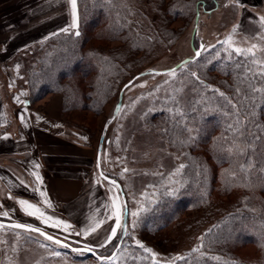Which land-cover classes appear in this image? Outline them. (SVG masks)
<instances>
[{
	"label": "trees",
	"instance_id": "16d2710c",
	"mask_svg": "<svg viewBox=\"0 0 264 264\" xmlns=\"http://www.w3.org/2000/svg\"><path fill=\"white\" fill-rule=\"evenodd\" d=\"M125 1L77 0L78 27L36 45L26 55L28 103L35 105L47 97L61 95L63 119L85 132L90 141L95 134V117L102 115L106 106L117 104L121 88L143 72L158 41L172 42L177 37L169 20H193L205 0H171L170 7L166 8V0H139L145 3L144 8L141 7L143 10L151 7L154 11L155 16H150L158 31L154 39L148 38L136 26L135 19L142 17L138 13L141 9L133 11ZM204 4L206 12L213 10L216 3ZM238 60V66L235 63L218 64L209 69V73L216 76L214 79L218 77L222 87L233 92L235 97L239 94L235 99L240 101L239 106L229 103L228 97L214 94L211 100L213 112L201 115L198 145L190 147L198 154L197 158L186 163L179 189L171 195H163L149 208L141 230L143 235L158 236L172 226L191 229L199 226L204 211L210 213L207 208L217 193L234 195L236 200L229 210L220 212L212 226L210 224L202 234L197 233L198 239L184 251H174L165 262L155 259L158 264H166L176 256L188 259L176 260L175 264H264V247H261L264 243V93L253 90L259 89V83L253 77L243 75V70L248 67L241 63L242 58ZM195 80L200 87L215 84L205 75H197ZM251 84L253 88H250ZM249 93L255 102L249 99L243 106L242 100ZM174 100L163 105V109L146 113L145 119L138 120L139 125H149L151 132L159 129L163 138L169 137L173 141L181 138L178 129L185 125L169 112L177 110L178 103ZM205 104L197 111L205 109ZM164 126H167L166 130ZM206 146L209 155H206ZM104 174L121 184L117 177ZM120 237L121 232L106 247L93 250L100 256H110ZM127 241L128 235L117 256L110 261H99L84 254H80L84 257L80 261L115 264L124 250L128 253L127 264H154L151 254L136 244L126 246ZM144 246L158 254L156 246ZM249 246L255 248L258 256L244 258L238 253L239 249ZM197 247L200 252L192 253ZM189 253H192L190 257Z\"/></svg>",
	"mask_w": 264,
	"mask_h": 264
},
{
	"label": "rangeland",
	"instance_id": "374dc122",
	"mask_svg": "<svg viewBox=\"0 0 264 264\" xmlns=\"http://www.w3.org/2000/svg\"><path fill=\"white\" fill-rule=\"evenodd\" d=\"M170 1L166 0L164 8L170 7L172 2ZM210 1H214L216 4L213 10L208 13V11H204V3ZM247 1L251 3L255 0ZM261 1V3L257 2L259 5L257 11L255 7L249 5L244 8V5L238 4L239 2L237 6L234 0H205L200 6V17L194 39L195 49H198L201 44L203 45L200 56L196 60L184 64L183 68H178L175 77L165 73L146 75L136 79L124 91L121 110L107 130L101 155V167L105 173L117 177L121 181L127 198L129 206L127 232L129 234L126 246L137 245V241L144 245L156 246L158 250L155 252L158 254H156L155 259L160 263L165 262L170 255L174 254V251H184L194 239L195 241L198 239L197 233L202 234L210 224L212 226L220 212L229 210V206L236 200L234 195L230 197L217 193L207 208L210 213L206 214L204 211L201 214L199 226L196 225L191 229L178 225L172 226L158 236H149L146 233L143 235L142 233V225L149 208L158 202L163 195L179 189L183 182L186 163L194 157L197 158L198 154L193 153L190 147L198 145L202 122L201 115L207 111L213 112L214 107L211 100L214 94L223 93V96L230 100L229 103H234V106L240 104V101H235L239 94L237 93L235 97L233 92L222 87L221 81L218 77L214 79L216 76H213L211 72L209 73V69L218 64L227 63H235L238 66L240 64L238 59L242 58L241 63H245L248 67V69L243 70V75L246 78L253 77L254 80H257L255 82L259 83L257 87L259 89L264 88V76L259 75L261 68L258 64L253 63L254 59L257 61L264 60V40L260 38L264 34V28L260 25V18L264 17V0ZM125 5L133 11L141 9V12L138 13L142 14V17L135 19L136 26L148 38L151 36L150 38L154 39L155 33L158 31L150 18V16L152 18L155 16L152 8L147 7L148 10H143L145 3H140L139 0H126ZM251 5L255 4L251 3ZM206 9L208 10V6ZM255 11L258 16L254 14ZM195 18L193 20L180 18L174 22L169 20L168 24H170V28L176 31L177 37L172 42L170 40L167 43L158 41L157 46L153 49V54L144 64L143 72L144 69L148 68L155 70L171 69L184 59L194 56L192 34ZM234 28L237 29L236 32H233ZM230 35L234 41L233 47L248 48L253 44L257 45V48L254 49L255 56L237 55L228 49L224 41ZM192 73H196V75L193 76ZM203 74L209 76L216 85L209 84L206 87H200L195 83L196 76L204 77ZM250 86L253 88V84ZM210 89H212V93ZM252 96L249 93L247 98L242 100V104L249 103V99L255 102ZM173 98L178 103L177 110H170L169 112L173 114V118H178L185 125V127L181 126L178 129L183 139L181 137L173 141L169 137L163 138V133L159 134V129L151 132L149 125L142 127L139 125L138 120L143 117L145 119L146 113L163 109L162 106ZM204 103H206L205 109L197 111L200 105ZM115 106L113 107V103L106 106L103 114L94 119L95 134L94 138L91 139V144L96 152L103 125L112 115ZM178 124L180 123L178 122ZM163 128L166 130L167 126ZM164 129L161 130L164 131ZM106 140H109L108 143ZM204 149L207 151L206 155H209L208 146ZM181 165H184L182 169L180 168ZM125 169L128 171L125 172ZM101 179L104 188L110 195L111 204L114 195H118L123 204L118 188L114 192L113 185L103 178ZM148 182L149 184L146 185ZM145 185L146 187H144ZM134 212L138 215L133 216L132 213ZM123 217L124 207L121 216L122 223ZM120 232L122 233L118 229L116 237ZM116 237H113L106 244H101L88 239L83 240L76 236L70 238L58 236L72 246L89 247L94 250L106 247ZM67 250L35 233L7 227L0 229V264H96L92 260L87 263L80 261L84 258L83 255H80L81 253L70 250L68 252ZM54 253H59V255H54ZM238 253L244 258L258 256L255 248L251 246L239 249ZM127 256L128 253L123 250L115 264H127Z\"/></svg>",
	"mask_w": 264,
	"mask_h": 264
},
{
	"label": "crops",
	"instance_id": "0c3cea01",
	"mask_svg": "<svg viewBox=\"0 0 264 264\" xmlns=\"http://www.w3.org/2000/svg\"><path fill=\"white\" fill-rule=\"evenodd\" d=\"M257 2L262 1L238 4L258 11ZM72 21L68 0H0V114L6 118L0 123V213H9L0 219L42 228L57 237L106 244L115 218L88 135L63 119L61 95L28 103L24 65L28 51L65 33L62 29L72 31ZM32 173H38L42 183ZM33 189L44 192L51 207ZM19 200L36 205L52 219L45 223L26 215ZM57 221L70 227L65 229ZM94 222H100V227L85 235Z\"/></svg>",
	"mask_w": 264,
	"mask_h": 264
},
{
	"label": "snow or ice",
	"instance_id": "6c2138e0",
	"mask_svg": "<svg viewBox=\"0 0 264 264\" xmlns=\"http://www.w3.org/2000/svg\"><path fill=\"white\" fill-rule=\"evenodd\" d=\"M68 2L71 5V12H72V16H73V21L71 24V28H76L77 25V0H68ZM239 0H234V3H238ZM260 25L262 28H264V17L260 18ZM70 29L69 28H65L62 29L63 32H68ZM236 28L233 29V32H236ZM76 35H79V32L75 33ZM262 40H264V34L261 35L260 37ZM224 43L228 46V49H231L233 52H235L237 55H242V56H255V52L254 49L257 48V45L253 44L248 48H240V47H233L234 41L232 40L231 35L229 37L226 38V40L224 41ZM227 50V49H226ZM201 53L198 51L196 53L197 56H199ZM231 55V53H230ZM253 63H256L260 66L261 68V72L259 73V75L264 76V60L261 61H257V60H253ZM184 65H181V68H183ZM19 68V66H17V69ZM177 72V69H171L167 75L171 76V77H175ZM193 76L196 75V73H192ZM167 82V81H166ZM11 86V85H10ZM127 87V86H126ZM254 91H259L264 93V88H260V89H253ZM221 96H223V93H220ZM18 102H19V97L15 98ZM118 110H119V106H117ZM6 118L0 114V123L4 122ZM21 121L24 122V117L21 116L20 117ZM35 167H39V165H35ZM184 167V165H181L180 168L182 169ZM125 172L128 171V169L124 170ZM179 172V169L177 170ZM32 175L34 176L36 182L38 183H42V178L39 176L38 173H32ZM103 175V174H101ZM23 183V182H21ZM111 183L113 184V191L115 192V189L118 187V185H116L115 181H111ZM34 191H39V189H33ZM39 194L41 197H44L43 203L46 204L48 207H51L50 202L47 200L46 198V194L42 191H39ZM170 195L173 193H169ZM18 204L21 207V210L25 212L26 215L29 216H36L38 219H41L42 221H44L45 223H47L48 220H51L52 217H46L45 213L36 205L29 203L26 200H19ZM112 207H113V213L112 215L115 218V227H113L111 229V233L110 236L108 237V240L110 241L113 237H116L117 235V229H120L125 235H128L129 233L127 232L126 227L122 224L121 222V216H122V209H123V204L120 200V197L118 195H114L112 198ZM143 211V209H141ZM0 215L4 216V217H8L9 213L7 211H4L2 213H0ZM133 216H137L138 213H132ZM57 224H64L63 221H57ZM133 226H135V224H133ZM6 226L3 223H0V229H4ZM7 227L10 228H14V229H24L25 231H31V232H37L39 233L41 236H44L46 240H50L53 241V243L56 244H60L59 240H54L52 236L47 235L46 233L42 232L39 228H33L30 225H25V224H20V223H14L12 225H9ZM65 229H67L68 227H70V225L64 224ZM100 227V222H94L93 224H91L88 229L85 230L84 234L88 235L90 232L94 233L97 231V229ZM80 233H77V235H79ZM18 235V234H17ZM203 239V238H201ZM137 245L142 248L145 252L149 253L152 255L153 257V261L154 264H158V262L155 260V255L154 253H152L151 249L146 248L143 244H141L139 241H137ZM42 247H44V245H41ZM103 246V245H101ZM261 247H264V243L261 244ZM86 251H90L91 249L85 248ZM196 252H200V248H194L192 250V253H196ZM192 253H189L188 256L190 257L192 255ZM54 255H59V253H54ZM201 255H203L201 253ZM101 259H108V260H112V257H107V258H101ZM188 257L185 256H176L173 257L171 260L168 261V264H175L176 260H187Z\"/></svg>",
	"mask_w": 264,
	"mask_h": 264
},
{
	"label": "water",
	"instance_id": "95a60500",
	"mask_svg": "<svg viewBox=\"0 0 264 264\" xmlns=\"http://www.w3.org/2000/svg\"><path fill=\"white\" fill-rule=\"evenodd\" d=\"M208 13H210V11H208ZM199 17H200V12L198 11L197 12V15H196V18H195V25H194V29H193V34H192V48L194 50V56L192 58H186L184 59L183 61H181L179 64H177L176 66H174L173 68L171 69H178L181 67V65L183 64H186L190 61H193V60H196L199 56L196 55V53L199 51L201 52V50L203 49V45L201 44L199 46L198 49H195L194 47V39H195V35H196V32H197V27H198V20H199ZM171 69H166V70H155V69H150L148 71H145V72H142L138 75H136L134 78H132L130 81H128L121 89L120 91V94H119V100L113 110V113L112 115L105 121L104 125H103V128H102V132H101V137H100V141H99V145H98V149H97V169H98V173L99 175L105 180L107 181L108 183L112 184L111 181H115L116 182V185H118V190L120 192V195L122 197V201H123V207H124V217H123V225L126 227H128V219H129V206H128V202H127V198H126V195L124 193V190L122 188V185L117 181L115 180L114 178H111L107 175L104 174L103 170H102V167H101V155H102V151H103V145H104V139H105V136H106V133H107V130L109 128V126L112 124V122L116 119V117L118 116L120 110H121V107H122V99H123V94H124V91L133 84V82L138 79L139 77H142V76H146V75H151V74H165V73H168ZM127 86V87H126ZM117 106H119V110L117 108ZM109 140H106V143H108ZM103 174V175H101ZM113 185V184H112ZM0 223H3L6 227L9 226V225H12L14 223H20V222H12V221H6V220H1L0 219ZM20 224H24V223H20ZM25 225H28V224H25ZM31 226V225H30ZM33 228H38V227H34L32 226ZM7 228H10V227H7ZM11 229H14V228H11ZM42 232L46 233L47 235H50L53 237L54 240H59L60 241V244H56V245H59L63 248H66L72 252H75V253H81V254H86L87 256H90V257H93L99 261H110L108 259H101V258H107V257H112V259L116 256V254L118 253L119 249L121 248V245L124 241V239L126 238V235L122 232L121 233V237L119 239V242L115 248V250L113 251V253L110 255V256H100L99 254H97L93 249L89 248V247H76V246H72L70 245L68 242L44 231L43 229L39 228ZM17 230H21V231H25L24 229H17ZM25 232H31V231H25ZM31 233H35V234H38L40 235L39 233L37 232H31ZM41 236V235H40ZM45 239L44 236H41ZM50 241V240H48ZM53 243V241H50ZM85 248H88V249H91L90 251H86Z\"/></svg>",
	"mask_w": 264,
	"mask_h": 264
}]
</instances>
